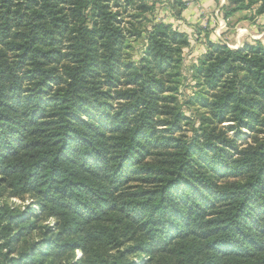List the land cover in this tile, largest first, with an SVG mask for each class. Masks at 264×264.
Wrapping results in <instances>:
<instances>
[{
	"label": "trees",
	"instance_id": "16d2710c",
	"mask_svg": "<svg viewBox=\"0 0 264 264\" xmlns=\"http://www.w3.org/2000/svg\"><path fill=\"white\" fill-rule=\"evenodd\" d=\"M155 4L0 0V264H264V48L206 41L185 130Z\"/></svg>",
	"mask_w": 264,
	"mask_h": 264
},
{
	"label": "rangeland",
	"instance_id": "374dc122",
	"mask_svg": "<svg viewBox=\"0 0 264 264\" xmlns=\"http://www.w3.org/2000/svg\"><path fill=\"white\" fill-rule=\"evenodd\" d=\"M155 2L154 10L146 15L147 18L156 23L170 25L173 30L184 34L187 38L188 45L183 47L181 52L180 80L173 96L180 113L191 121L189 125H184L185 130H191L197 111L194 105L189 104V100L198 92L192 74L199 58L205 53L206 41L223 42L232 49L241 48L245 43L253 45L256 41L264 48V15L255 16V11L239 12L226 21L220 12L225 0H202L197 12L193 11L194 0H181L186 3L183 9L175 6L174 0H155ZM129 44L128 59L138 63L145 40L143 37L130 38ZM11 201L20 203L14 199Z\"/></svg>",
	"mask_w": 264,
	"mask_h": 264
},
{
	"label": "crops",
	"instance_id": "0c3cea01",
	"mask_svg": "<svg viewBox=\"0 0 264 264\" xmlns=\"http://www.w3.org/2000/svg\"><path fill=\"white\" fill-rule=\"evenodd\" d=\"M201 1V2H200ZM194 0V2H193V11L194 12H197L198 11V7L200 6L201 7V5H202V0ZM203 13V12H202Z\"/></svg>",
	"mask_w": 264,
	"mask_h": 264
}]
</instances>
